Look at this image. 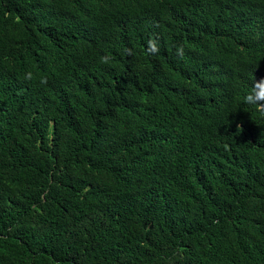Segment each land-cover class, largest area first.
<instances>
[{
    "label": "trees",
    "instance_id": "16d2710c",
    "mask_svg": "<svg viewBox=\"0 0 264 264\" xmlns=\"http://www.w3.org/2000/svg\"><path fill=\"white\" fill-rule=\"evenodd\" d=\"M261 78L264 0H0V264H264Z\"/></svg>",
    "mask_w": 264,
    "mask_h": 264
},
{
    "label": "clouds",
    "instance_id": "9594fccd",
    "mask_svg": "<svg viewBox=\"0 0 264 264\" xmlns=\"http://www.w3.org/2000/svg\"><path fill=\"white\" fill-rule=\"evenodd\" d=\"M151 53L158 52V46L155 41H149L148 45ZM182 48H178V54H182ZM107 62V58H103ZM243 102L256 107L258 111L264 113V78L255 80L254 86L246 92Z\"/></svg>",
    "mask_w": 264,
    "mask_h": 264
}]
</instances>
